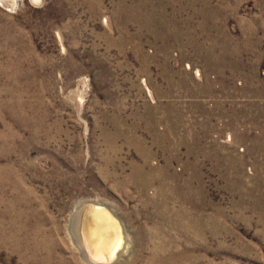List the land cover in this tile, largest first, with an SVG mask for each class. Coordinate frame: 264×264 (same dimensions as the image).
Listing matches in <instances>:
<instances>
[{
  "label": "rangeland",
  "instance_id": "rangeland-1",
  "mask_svg": "<svg viewBox=\"0 0 264 264\" xmlns=\"http://www.w3.org/2000/svg\"><path fill=\"white\" fill-rule=\"evenodd\" d=\"M86 199L116 264H264V0L0 2V264H87Z\"/></svg>",
  "mask_w": 264,
  "mask_h": 264
},
{
  "label": "bare ground",
  "instance_id": "bare-ground-1",
  "mask_svg": "<svg viewBox=\"0 0 264 264\" xmlns=\"http://www.w3.org/2000/svg\"><path fill=\"white\" fill-rule=\"evenodd\" d=\"M0 2H4L5 5L9 8L14 4V0H0ZM143 181V185H145L146 180ZM181 195L184 200L188 199V195ZM88 201L100 202L92 199H86L79 203L71 214L68 231L70 240L74 247L78 250L81 260H83L87 264H94L89 262L88 260L95 262L102 259L107 260V258H111L113 251H115L116 246H118V244L120 243V238L115 221L111 219L103 210L90 208L88 212L85 213V215L83 214L82 206L85 202ZM105 205H107L113 211V213L117 217H119L113 207L109 206L108 204ZM161 212H159L160 215H163ZM189 218V222H191L190 225L194 233L196 234V236H201L204 229L203 220L198 214H192L191 217L189 216ZM119 219L121 220L120 223L122 226L124 241L121 250L117 253V258L110 264H116L120 260V258L129 250V234L126 235L123 221L120 217ZM138 231L136 232L138 236H133L134 241L130 247L132 249L131 256H133L134 261H137V258L141 253H139V248L141 246V244L139 243L140 239H136L140 238ZM86 258L88 260H86ZM145 264H179V260L178 257L174 255V253L170 252V250L164 245V243L160 241L154 244L151 251V256L148 260L145 261Z\"/></svg>",
  "mask_w": 264,
  "mask_h": 264
},
{
  "label": "water",
  "instance_id": "water-1",
  "mask_svg": "<svg viewBox=\"0 0 264 264\" xmlns=\"http://www.w3.org/2000/svg\"><path fill=\"white\" fill-rule=\"evenodd\" d=\"M83 208V214L85 215V213L88 212V210L90 208H96V209H101L103 210L111 219H113L117 225V230H118V234H119V240H120V243L118 244V246H116V249L115 251H113L112 253V257L111 258H107L106 259H102L100 261H95V262H92L90 260H88L86 258V260H88L89 262L91 263H94V264H110L112 263L113 261H115V259L117 258V253L121 250L122 246H123V232H122V226H121V220L119 219V217H117L113 211L105 204H103L102 202H94V201H88V202H85L82 206Z\"/></svg>",
  "mask_w": 264,
  "mask_h": 264
},
{
  "label": "clouds",
  "instance_id": "clouds-1",
  "mask_svg": "<svg viewBox=\"0 0 264 264\" xmlns=\"http://www.w3.org/2000/svg\"><path fill=\"white\" fill-rule=\"evenodd\" d=\"M34 5L40 6L42 3V0H33Z\"/></svg>",
  "mask_w": 264,
  "mask_h": 264
}]
</instances>
